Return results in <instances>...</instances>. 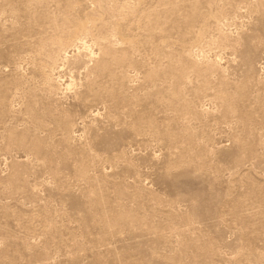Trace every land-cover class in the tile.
Returning a JSON list of instances; mask_svg holds the SVG:
<instances>
[{
    "label": "rangeland",
    "instance_id": "374dc122",
    "mask_svg": "<svg viewBox=\"0 0 264 264\" xmlns=\"http://www.w3.org/2000/svg\"><path fill=\"white\" fill-rule=\"evenodd\" d=\"M0 264H264V0H0Z\"/></svg>",
    "mask_w": 264,
    "mask_h": 264
}]
</instances>
